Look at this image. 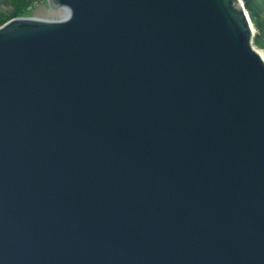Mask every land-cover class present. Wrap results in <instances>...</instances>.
Here are the masks:
<instances>
[{"label": "water", "instance_id": "95a60500", "mask_svg": "<svg viewBox=\"0 0 264 264\" xmlns=\"http://www.w3.org/2000/svg\"><path fill=\"white\" fill-rule=\"evenodd\" d=\"M47 4L0 27V264H264L244 0Z\"/></svg>", "mask_w": 264, "mask_h": 264}, {"label": "rangeland", "instance_id": "374dc122", "mask_svg": "<svg viewBox=\"0 0 264 264\" xmlns=\"http://www.w3.org/2000/svg\"><path fill=\"white\" fill-rule=\"evenodd\" d=\"M19 3H22V4L26 3L28 5L27 10H29V12H28L27 17H34V18L46 19V20H59L62 17L61 12L57 11V13H54L49 8L47 4V0H19ZM244 5H245V0H244ZM13 8H14V5L12 4V0H0V14H2V17L0 18V27L6 24L7 22L11 21L12 19H15L11 17V12ZM260 17L262 20L261 26L264 28V9ZM16 18H20V17H16ZM253 28H254L255 34L257 33L259 34V29L256 28L254 24H253ZM254 47L255 49H257L258 51L264 54V50H260L256 46Z\"/></svg>", "mask_w": 264, "mask_h": 264}, {"label": "trees", "instance_id": "16d2710c", "mask_svg": "<svg viewBox=\"0 0 264 264\" xmlns=\"http://www.w3.org/2000/svg\"><path fill=\"white\" fill-rule=\"evenodd\" d=\"M25 2V1H23ZM14 8L11 12V17H27L29 10H27L26 3H19V0H12ZM245 7L249 12L252 23L259 29V34L257 33L254 39V45L260 49L264 50V28L261 26V17L264 9V0H245ZM2 14H0V18Z\"/></svg>", "mask_w": 264, "mask_h": 264}, {"label": "bare ground", "instance_id": "6f19581e", "mask_svg": "<svg viewBox=\"0 0 264 264\" xmlns=\"http://www.w3.org/2000/svg\"><path fill=\"white\" fill-rule=\"evenodd\" d=\"M258 51V50H257ZM258 53L261 55V57L264 59V54L258 51Z\"/></svg>", "mask_w": 264, "mask_h": 264}]
</instances>
